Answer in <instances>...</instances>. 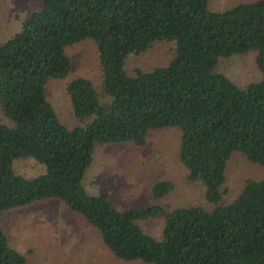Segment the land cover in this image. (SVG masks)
<instances>
[{
  "label": "trees",
  "instance_id": "trees-1",
  "mask_svg": "<svg viewBox=\"0 0 264 264\" xmlns=\"http://www.w3.org/2000/svg\"><path fill=\"white\" fill-rule=\"evenodd\" d=\"M18 32L0 44V218L4 212L58 201L91 227L107 251L143 264H264V178L248 180L222 204L234 154L264 169V0L224 11L209 0H38ZM91 40L101 83L75 78L66 87L77 125H63L46 86L72 69L67 49ZM173 42L166 67L125 70L131 54ZM256 52L261 80L245 88L218 72L221 59ZM179 134L177 161L209 208L167 211L158 202L169 180L150 186L153 204L115 208L84 179L99 146L146 145L149 132ZM31 158L45 173L24 178L14 163ZM160 220L155 238L142 223ZM0 264H28L0 223Z\"/></svg>",
  "mask_w": 264,
  "mask_h": 264
},
{
  "label": "rangeland",
  "instance_id": "rangeland-1",
  "mask_svg": "<svg viewBox=\"0 0 264 264\" xmlns=\"http://www.w3.org/2000/svg\"><path fill=\"white\" fill-rule=\"evenodd\" d=\"M258 0H209L215 12L232 8L239 3ZM40 8L38 0H0V44L19 31L30 12ZM72 69L62 80L46 86V98L60 122L68 128L77 125L72 114L66 87L75 78H85L96 87L101 83V70L95 44L84 40L67 49ZM174 54L173 42H155L140 54H131L125 70L132 75L136 69L150 72L166 67ZM256 52L221 59L217 70L236 86L245 88L259 82L261 74L256 66ZM0 113V120L6 123ZM178 131L159 129L149 132L146 145L131 144L99 146L84 186L91 194H105L115 208L142 209L154 203L150 186L157 180H169L174 190L161 204L167 211L178 207L202 206L209 208L198 184L186 181V171L177 161ZM16 174L34 178L45 173L42 165L31 158L14 163ZM264 169L251 164L241 154H234L226 168L225 195L222 204L233 201L248 180L260 181ZM0 223L13 249L22 254L28 264H143L115 259L104 247L96 232L81 219L68 213L58 201L34 203L4 212ZM163 223L149 220L142 229L155 238L161 235Z\"/></svg>",
  "mask_w": 264,
  "mask_h": 264
}]
</instances>
